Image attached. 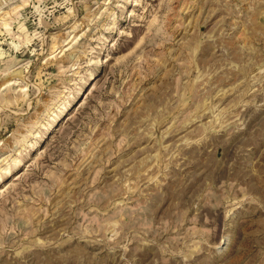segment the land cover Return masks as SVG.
<instances>
[{
	"label": "rangeland",
	"instance_id": "rangeland-1",
	"mask_svg": "<svg viewBox=\"0 0 264 264\" xmlns=\"http://www.w3.org/2000/svg\"><path fill=\"white\" fill-rule=\"evenodd\" d=\"M0 264H264V0H0Z\"/></svg>",
	"mask_w": 264,
	"mask_h": 264
}]
</instances>
